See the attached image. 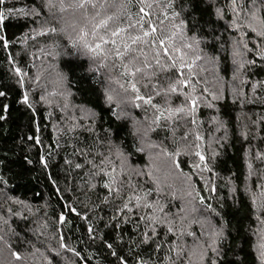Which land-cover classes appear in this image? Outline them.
<instances>
[{
    "label": "snow or ice",
    "instance_id": "obj_1",
    "mask_svg": "<svg viewBox=\"0 0 264 264\" xmlns=\"http://www.w3.org/2000/svg\"><path fill=\"white\" fill-rule=\"evenodd\" d=\"M0 54V129L26 113L59 208L14 195L0 159V264H244L241 196L264 264V0H0ZM233 138L239 177L218 170Z\"/></svg>",
    "mask_w": 264,
    "mask_h": 264
},
{
    "label": "trees",
    "instance_id": "obj_2",
    "mask_svg": "<svg viewBox=\"0 0 264 264\" xmlns=\"http://www.w3.org/2000/svg\"><path fill=\"white\" fill-rule=\"evenodd\" d=\"M24 31V22L19 24H9V32L19 34ZM226 62L227 58L224 53H221ZM39 63V61H37ZM7 64L4 61V57L0 54V83L7 82L8 79ZM81 87L87 89V85L83 82ZM18 91V90H16ZM12 98L15 99V91L12 93ZM84 101L94 104L96 102V94L91 90H85L83 93ZM222 118L232 120V128H235V119L237 115L238 108L233 106L230 102H224L221 105ZM246 112L256 113L260 112L261 109L256 105H249L245 109ZM28 117L22 109L17 105L13 104L10 114L9 122L3 125L0 129V159L6 161L3 167V172L7 175L10 186L14 187V195L26 199L34 207H38L45 204L47 201L51 207L48 209L49 215H55V210H59L57 204V198L53 194L51 185L47 180V176L42 170V168L35 163L33 166H28L24 163L23 157L26 152L25 149L17 143V139L22 132V125L27 121ZM44 123H47L45 121ZM43 126V125H42ZM49 133H45L47 136ZM242 144H238L237 140L233 138L231 140V146L226 154L221 157V163L219 169H225L240 176L242 171ZM30 158H34V153H28ZM187 170V169H185ZM53 175L57 174L56 168L51 169ZM63 187V185H61ZM84 197H81L83 199ZM94 198V197H93ZM228 217L236 225L238 229V234L235 237L233 251L236 250L237 245H242V250L237 253V257L243 259L244 264H254L255 254L251 253V241L248 239L247 235L244 234L245 226L248 224V208L243 197H240V203L237 207L235 204H231L228 209ZM29 227H35V224L29 222ZM23 227V225H22ZM65 235L72 237L75 240L78 235L74 230L68 231L65 229ZM33 240L36 239L35 236L32 237ZM14 247L19 251H24L23 245L20 244L19 240L13 241ZM83 247V246H81ZM91 250V249H90ZM251 253V254H250ZM231 256V254H229ZM232 257V258H237Z\"/></svg>",
    "mask_w": 264,
    "mask_h": 264
}]
</instances>
